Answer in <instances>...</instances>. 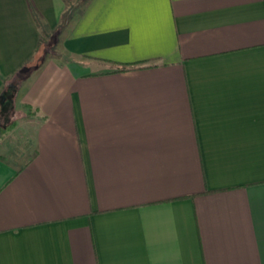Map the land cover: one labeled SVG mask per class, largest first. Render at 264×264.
Masks as SVG:
<instances>
[{"label": "crops", "instance_id": "crops-1", "mask_svg": "<svg viewBox=\"0 0 264 264\" xmlns=\"http://www.w3.org/2000/svg\"><path fill=\"white\" fill-rule=\"evenodd\" d=\"M0 90V264H264V0H0Z\"/></svg>", "mask_w": 264, "mask_h": 264}, {"label": "trees", "instance_id": "trees-1", "mask_svg": "<svg viewBox=\"0 0 264 264\" xmlns=\"http://www.w3.org/2000/svg\"><path fill=\"white\" fill-rule=\"evenodd\" d=\"M113 64L116 65V69L114 71H123L128 69L144 67L143 62H134L129 64H118V63H113ZM1 92L2 90H0V96H1ZM13 127H14V120H10L4 125H0V135L10 131Z\"/></svg>", "mask_w": 264, "mask_h": 264}, {"label": "rangeland", "instance_id": "rangeland-1", "mask_svg": "<svg viewBox=\"0 0 264 264\" xmlns=\"http://www.w3.org/2000/svg\"><path fill=\"white\" fill-rule=\"evenodd\" d=\"M8 117V116H7ZM5 123H7V118L1 116L0 117V125H4ZM7 135L6 133L5 134H1L0 135V147L2 148V146L4 147L6 144H5V141L7 140Z\"/></svg>", "mask_w": 264, "mask_h": 264}]
</instances>
